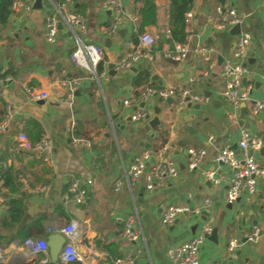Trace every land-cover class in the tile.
Returning a JSON list of instances; mask_svg holds the SVG:
<instances>
[{
	"label": "crops",
	"instance_id": "obj_1",
	"mask_svg": "<svg viewBox=\"0 0 264 264\" xmlns=\"http://www.w3.org/2000/svg\"><path fill=\"white\" fill-rule=\"evenodd\" d=\"M62 1L34 0L30 12L9 14L6 25L0 28V102L5 105L7 119L5 129L0 130V177L7 171L13 187V191H0V237L4 241L0 264H40L43 254L29 255L25 238L48 242L54 231L61 234L70 219L79 224L73 241L82 257L79 264H127L126 254L138 247L143 252L136 264H173L167 249L196 234L208 217L216 229V242L205 238L199 264H264V180H257L253 195L243 192L229 203V169L212 161L224 146L238 151L242 129L258 135L264 148V110L252 113L253 103L264 100V0H194L185 29L190 50L181 62L164 54L174 47L167 33L170 0H153L156 23L145 30L156 38L150 48L153 59H141L120 70L115 68L117 61L136 46L139 34L133 36L136 25L128 16L135 15L140 3L121 0L124 19L116 34L108 36L100 28L108 27L115 15L103 9V0H72L73 12L84 19L81 40L103 50L102 70L95 78L71 62L76 39L65 24L60 23L55 43L45 41V18ZM217 5L235 8L243 17L241 31L251 36L244 57L248 72L242 78L248 99L240 102L236 120L222 95L220 73L224 62L232 58L239 33L233 26L215 30L207 23V15ZM194 38L196 48L213 49L211 70L204 56L192 48ZM63 78L82 79L73 95L68 96L58 85ZM147 86L188 87L205 101L177 107L172 99L153 97L146 103L152 109L149 119L135 122L131 119L135 105L130 103L138 101ZM27 89L44 91L47 97L33 98ZM125 100L130 103L124 104ZM155 107L159 109V124L152 128L148 122ZM19 133L32 142L47 137L52 145L50 162L22 149L16 140ZM75 137L88 139L89 146L73 145ZM162 145H167L168 156L177 167L176 177L165 178L154 190H146L143 177L136 181L126 178L125 170L135 155ZM189 149L204 151L194 169L188 167ZM255 157L264 166V154L258 151ZM205 171L213 173L219 184L207 180ZM74 180H91L83 204H76L68 191ZM118 182L121 185L116 189ZM14 198L24 209L19 220L10 221L6 215ZM206 200L209 204L198 217L187 214L170 226L161 225V206L194 208ZM128 216L134 217L139 235L136 242L122 236ZM253 230L257 231L256 240L243 242ZM231 239L239 241L233 254L227 248ZM105 245H110V254ZM57 264L73 263L58 257Z\"/></svg>",
	"mask_w": 264,
	"mask_h": 264
},
{
	"label": "built area",
	"instance_id": "obj_2",
	"mask_svg": "<svg viewBox=\"0 0 264 264\" xmlns=\"http://www.w3.org/2000/svg\"><path fill=\"white\" fill-rule=\"evenodd\" d=\"M34 0H12L10 5V15L14 16L24 12H30ZM73 1L63 0L60 5L51 14L45 18V41L53 44L56 41L60 23L65 24L72 31L76 46L70 53V59L73 65L80 71L88 73L92 78L97 77V65L102 60L103 50L99 45L85 44L80 38V34L85 33V24L82 16L76 14L72 10ZM103 9H109L114 13V21L108 27H101L100 31L108 36L115 35L122 23L125 12L121 0H103L101 3ZM191 13H186V19ZM128 18L135 25L137 21L136 15H129ZM243 17L233 7H224L217 5L212 12L207 15V23L215 30H224L227 27L240 25ZM169 34V31H167ZM156 38L147 32H142L137 37L136 46L124 52L123 56L117 61L116 70L128 69L132 64L141 59L151 60L153 55L150 48L155 44ZM251 42V36L247 32H240L232 51V58L225 61L222 65L220 75L223 78L224 87L222 91L223 97L228 101L232 110L231 117L236 120V111L241 101L248 99V89L242 87V78L248 72L244 64V57L247 53ZM190 50L189 42L186 40L181 44H174L170 51H166L165 56L174 62H181L185 59ZM195 52L204 56L207 61V68H213V61L210 59L212 48L200 47L195 48ZM82 82L81 78L60 79L58 85L63 87L68 96L73 95ZM27 93L37 99H45L47 93L44 91H35L27 89ZM156 97L161 100L172 99L177 107H181L187 103H201L205 98L195 93L191 88H157L147 86L141 93L138 101L130 103L125 100L124 104H134L135 110L131 115V119L135 122L145 121L152 114V109L146 107V103L151 98ZM264 110V100L255 101L252 105V113L258 114ZM7 125V119L0 124V130H4ZM212 137H209L211 140ZM16 140L20 147L24 150H30L39 155L44 162H50L52 152L51 141L47 137H42L36 142H32L24 133L16 135ZM75 146H89V140L83 137H75L73 139ZM262 145L261 138L256 134H250L246 130H241L240 139L237 143L238 151L233 150L230 146H224L219 149L213 156L212 161L224 164L229 169V177L227 181L226 198L229 203L233 202L241 193L253 195L257 189V180H264V166H261L255 153L259 151ZM169 149L167 145H162L154 151L144 150L135 155L125 170V176L130 181H136L143 177L146 190H154L163 185L165 178H174L177 176V167L168 156ZM188 153L191 157L189 169L198 166L199 161L204 155L202 150L189 149ZM207 180L213 184H219V180L213 176L211 172H204ZM91 180L84 183L74 180L70 183L68 191L76 204H83L88 195V186ZM121 183L118 182L116 189H119ZM5 187L0 181V191H5ZM1 203V202H0ZM209 202L206 200L202 205L190 208L183 204H169L161 206L160 223L162 226H170L180 216L192 214L196 217L202 214ZM79 230V224L76 220L70 219L61 229V234L65 237V245L59 255L61 261L65 263L82 262V257L77 252L73 241L75 240ZM212 231V218H205L196 234L188 240L179 244L170 246L167 249V256L173 264H199V251L205 238ZM122 236L131 242L139 240V235L134 227V217L128 216L124 222ZM257 238V231L253 230L250 234L245 235L246 241L253 242ZM29 255L42 253L40 264H48L50 259L45 241L36 242L32 239L24 241ZM239 245L237 239H231L228 242V250L234 251ZM141 247L129 252L125 256L127 264H136V258L142 254Z\"/></svg>",
	"mask_w": 264,
	"mask_h": 264
},
{
	"label": "trees",
	"instance_id": "obj_3",
	"mask_svg": "<svg viewBox=\"0 0 264 264\" xmlns=\"http://www.w3.org/2000/svg\"><path fill=\"white\" fill-rule=\"evenodd\" d=\"M12 0H0V28L4 27L7 23V19L10 14V5ZM135 2L140 3V6L136 9L135 15L137 16L136 29L133 33L135 37L137 34L145 32L146 28L154 25L156 23L157 17V6L153 0H135ZM194 0H170L169 5V39L168 41L173 44H181L186 41V13L189 12L193 5ZM137 43V40L135 39ZM102 63L99 62L97 65V72L102 70ZM1 103V102H0ZM0 110V122L5 119V105L1 103ZM0 181L3 186L9 191H13L11 176L5 171L1 177ZM22 203L14 198L9 201V208L7 211L6 219L10 221L19 220L23 214ZM30 239V238H28ZM25 240H27L25 238ZM33 240V239H32ZM4 244V241L0 237V246ZM110 245H105L104 249L110 254ZM73 264H79L78 262H73Z\"/></svg>",
	"mask_w": 264,
	"mask_h": 264
},
{
	"label": "water",
	"instance_id": "obj_4",
	"mask_svg": "<svg viewBox=\"0 0 264 264\" xmlns=\"http://www.w3.org/2000/svg\"><path fill=\"white\" fill-rule=\"evenodd\" d=\"M235 33L241 32V26L240 25H234L232 27ZM196 38L193 39L192 48H196ZM159 109L157 107L154 108V113L149 120V125L153 128L156 125L159 124ZM260 154H264V148H261ZM254 226L256 225V221H253L252 223ZM208 238L214 240L216 242V229H212L211 234L207 236ZM246 239H243V242H245ZM47 248L49 249V256L50 261L48 264H57L58 257L65 245V237L61 234H59L57 231H54L49 237L48 242H46ZM230 254H233L231 251ZM237 254V253H236Z\"/></svg>",
	"mask_w": 264,
	"mask_h": 264
}]
</instances>
